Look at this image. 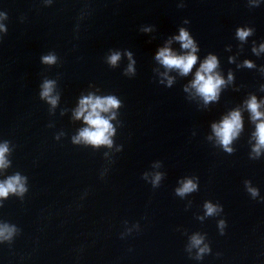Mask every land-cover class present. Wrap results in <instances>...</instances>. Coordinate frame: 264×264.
Here are the masks:
<instances>
[{
    "label": "water",
    "instance_id": "95a60500",
    "mask_svg": "<svg viewBox=\"0 0 264 264\" xmlns=\"http://www.w3.org/2000/svg\"><path fill=\"white\" fill-rule=\"evenodd\" d=\"M0 13V181L19 173L27 188L0 198V225L16 229L0 264H264V116L248 108L255 97L264 113V0H0ZM181 29L197 48L187 74L156 58L191 51ZM210 55L224 84L206 103L193 81ZM90 95L119 101L101 113L111 146L73 140ZM233 111L229 152L213 125ZM188 179L197 189L178 195ZM206 202L223 211L206 215Z\"/></svg>",
    "mask_w": 264,
    "mask_h": 264
},
{
    "label": "clouds",
    "instance_id": "9594fccd",
    "mask_svg": "<svg viewBox=\"0 0 264 264\" xmlns=\"http://www.w3.org/2000/svg\"><path fill=\"white\" fill-rule=\"evenodd\" d=\"M0 18H7L4 13H0ZM0 30H4L5 26L0 24ZM251 30L240 29L237 31V35L240 40H244ZM177 40L181 41V46L184 49H190L191 51L184 54L178 55L174 53L170 48L164 47L160 49L157 53V59L168 68H177L182 74H187L196 63L197 57L195 55L197 48L192 37L189 33L181 29L179 36L176 37ZM264 48V45L261 46ZM130 55V54H129ZM120 59V54L115 53L109 57V62L115 65ZM56 57L54 55H47L43 57V61L48 64L54 63ZM248 67H252L250 62H246ZM217 67V58L214 55H210L201 64L200 69L196 73L195 80L193 81V86L197 89L198 93L201 94L205 102L215 100L218 96L219 89L221 85L224 84V80L221 76L214 70ZM128 71H133L132 65H129ZM171 82V81H169ZM54 82L51 80H45L43 84V91L41 96L47 98L51 104H56V98L50 94L53 91ZM119 106V101L113 97L108 96L105 98L86 96L80 101V106L76 111L75 115L77 118L83 117L84 121L89 125L82 129L79 136L74 137L75 143H79L81 140L87 144L94 146L99 145H109L111 146L112 141L109 138L113 134V126L109 122V119L104 118L101 115L102 112H108L110 108H115ZM248 108L253 114V120L259 119L264 116L261 113L259 105L255 97L248 102ZM241 126V117L239 111H233L229 117H225L219 126L213 125L216 135L220 138V142L224 148L231 152L232 149L229 145L233 137L237 134V130ZM256 136L258 138V144L256 146V151H259L260 146H264V120L257 124ZM8 151L7 144L0 146V168L7 166L5 159V153ZM25 177H22L19 173L8 177L4 181H0V198H7L10 193L23 196L27 191L25 187ZM160 180V175L157 174L153 183L157 184ZM248 192L251 193L252 197H256L259 193L256 188L249 185V182H245ZM197 189V184L191 179L186 180L182 187L178 188L177 194L183 196L186 193L193 192ZM206 215L212 216L218 211H223L222 206H217L211 202L205 203ZM221 228V234H223V228L225 227V221L221 220L219 224ZM16 229L14 226H9L8 224L0 225V239L10 240L15 233ZM202 237L193 236L192 244L199 246L202 243ZM210 251L207 245L199 249L200 254Z\"/></svg>",
    "mask_w": 264,
    "mask_h": 264
}]
</instances>
